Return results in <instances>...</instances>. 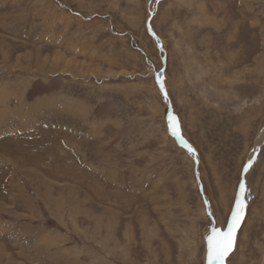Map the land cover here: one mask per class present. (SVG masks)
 I'll use <instances>...</instances> for the list:
<instances>
[{
  "label": "rangeland",
  "instance_id": "rangeland-1",
  "mask_svg": "<svg viewBox=\"0 0 264 264\" xmlns=\"http://www.w3.org/2000/svg\"><path fill=\"white\" fill-rule=\"evenodd\" d=\"M0 101V264H207L241 181L264 264V0H0Z\"/></svg>",
  "mask_w": 264,
  "mask_h": 264
},
{
  "label": "snow or ice",
  "instance_id": "snow-or-ice-1",
  "mask_svg": "<svg viewBox=\"0 0 264 264\" xmlns=\"http://www.w3.org/2000/svg\"><path fill=\"white\" fill-rule=\"evenodd\" d=\"M157 82L160 85V91L164 93L165 99H167V93L165 92L163 82L159 79ZM168 124L172 134L177 136L181 144L188 149L189 153H193L194 150L192 147L180 137L178 132L179 122L171 113L168 114ZM251 164L252 159L250 158L248 163L244 166L245 172H247ZM246 191L245 183L241 181L239 185V193L230 210L226 227L223 229L213 227L211 235L207 237V264H224L225 258L233 251L237 231L245 215L246 201L244 199V193ZM205 203L207 204V201H205Z\"/></svg>",
  "mask_w": 264,
  "mask_h": 264
},
{
  "label": "bare ground",
  "instance_id": "bare-ground-1",
  "mask_svg": "<svg viewBox=\"0 0 264 264\" xmlns=\"http://www.w3.org/2000/svg\"><path fill=\"white\" fill-rule=\"evenodd\" d=\"M71 67V66H70ZM213 81V80H212ZM4 86V85H3ZM3 98V97H2ZM3 100H5L3 98ZM1 102V101H0ZM264 140V127L260 130V132L258 133V135L256 136L255 140H254V144H253V148L251 150V153L249 154V157H248V160H247V163L249 161V159L251 158L252 159V162L254 161V158L256 156L255 153H257L258 149H259V146L261 145V143L263 142ZM246 163V164H247Z\"/></svg>",
  "mask_w": 264,
  "mask_h": 264
}]
</instances>
